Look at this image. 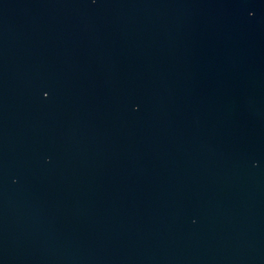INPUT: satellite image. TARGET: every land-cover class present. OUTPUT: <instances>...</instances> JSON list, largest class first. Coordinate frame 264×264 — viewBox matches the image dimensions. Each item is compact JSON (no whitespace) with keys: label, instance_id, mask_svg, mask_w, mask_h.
<instances>
[{"label":"water","instance_id":"95a60500","mask_svg":"<svg viewBox=\"0 0 264 264\" xmlns=\"http://www.w3.org/2000/svg\"><path fill=\"white\" fill-rule=\"evenodd\" d=\"M0 264H264V0H0Z\"/></svg>","mask_w":264,"mask_h":264}]
</instances>
